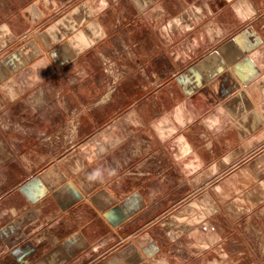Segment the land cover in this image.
I'll list each match as a JSON object with an SVG mask.
<instances>
[{
	"label": "crops",
	"instance_id": "obj_1",
	"mask_svg": "<svg viewBox=\"0 0 264 264\" xmlns=\"http://www.w3.org/2000/svg\"><path fill=\"white\" fill-rule=\"evenodd\" d=\"M10 117L0 264H264V0H0Z\"/></svg>",
	"mask_w": 264,
	"mask_h": 264
},
{
	"label": "rangeland",
	"instance_id": "obj_2",
	"mask_svg": "<svg viewBox=\"0 0 264 264\" xmlns=\"http://www.w3.org/2000/svg\"><path fill=\"white\" fill-rule=\"evenodd\" d=\"M1 124H3L4 126H9L10 129H12V124H13V120L12 117L8 118L7 120L5 119H0V139L3 140L4 138L2 137V129H1ZM4 141V140H3ZM3 144L0 142V146L1 148H3L4 146H2ZM3 150H5V147L3 148ZM2 150V151H3Z\"/></svg>",
	"mask_w": 264,
	"mask_h": 264
},
{
	"label": "clouds",
	"instance_id": "obj_3",
	"mask_svg": "<svg viewBox=\"0 0 264 264\" xmlns=\"http://www.w3.org/2000/svg\"><path fill=\"white\" fill-rule=\"evenodd\" d=\"M97 176H99V173L94 174V176L90 177V179H94V178H96Z\"/></svg>",
	"mask_w": 264,
	"mask_h": 264
}]
</instances>
